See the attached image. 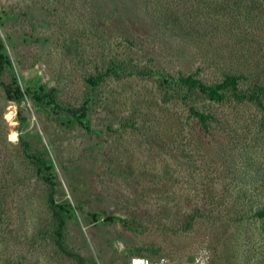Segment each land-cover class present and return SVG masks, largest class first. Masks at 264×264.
Returning a JSON list of instances; mask_svg holds the SVG:
<instances>
[{"label": "rangeland", "instance_id": "rangeland-1", "mask_svg": "<svg viewBox=\"0 0 264 264\" xmlns=\"http://www.w3.org/2000/svg\"><path fill=\"white\" fill-rule=\"evenodd\" d=\"M0 52V264H264V109L178 82L264 86V0H0Z\"/></svg>", "mask_w": 264, "mask_h": 264}, {"label": "trees", "instance_id": "trees-1", "mask_svg": "<svg viewBox=\"0 0 264 264\" xmlns=\"http://www.w3.org/2000/svg\"><path fill=\"white\" fill-rule=\"evenodd\" d=\"M6 65H10V61L8 60V58L4 56V54L0 52V77L4 72ZM241 78H242L241 76L229 75L226 76L224 80L218 83L208 84L203 82L199 78H195L193 75H187V76H180L178 82L185 89L199 91L203 96H205L207 100H210L212 102H222L225 99H227L228 95L230 94L231 97L235 99V101H243V100L252 101L255 102L258 105V107L264 109V105L262 103V100L260 99L261 95H258V94L264 95V86L257 85L256 89L253 92L249 94H244V92L239 91V81L241 80ZM102 79H103V74H99L98 76H96L93 84L94 85L98 84ZM169 80L170 79H165V82L169 83ZM5 91L7 98L9 100L22 101L25 97L16 79H14L12 84L5 86ZM32 92H34V94H32ZM43 92H44V87L42 86H38L37 88H32V87L27 88L28 95H31L38 102L40 100L45 99L46 93ZM189 112L190 115L195 118V120L200 125L202 130L206 133H209L211 122L215 121L214 116L211 113H205L199 111L194 107H190ZM25 151L27 152V149ZM50 205L53 206L55 210L53 216L58 222L57 235L59 236V239H61L64 220L61 214L58 212V210H56L60 208V206L59 204L56 203V201L53 198L50 199ZM93 216L95 217V215ZM250 218L251 220L253 219L252 222H248ZM104 219L106 221L112 222L115 220V217L106 216L104 217ZM246 219L248 221L244 219L242 220V222L244 221V227L248 223H250V225L252 224L254 226H258L260 224V220H264V202L262 203V205L258 206V208L255 210L254 213H252L250 216H246ZM261 229L262 231H264V226H262ZM259 241H264V233L259 234ZM78 261L79 264H90L84 258L81 257L79 258Z\"/></svg>", "mask_w": 264, "mask_h": 264}, {"label": "built area", "instance_id": "built-area-1", "mask_svg": "<svg viewBox=\"0 0 264 264\" xmlns=\"http://www.w3.org/2000/svg\"><path fill=\"white\" fill-rule=\"evenodd\" d=\"M137 262H139V264H145V262H146V264H167L164 261L153 260V259L145 257V256H134V257L130 258L124 264H137ZM205 264H207V263L205 262Z\"/></svg>", "mask_w": 264, "mask_h": 264}, {"label": "clouds", "instance_id": "clouds-1", "mask_svg": "<svg viewBox=\"0 0 264 264\" xmlns=\"http://www.w3.org/2000/svg\"><path fill=\"white\" fill-rule=\"evenodd\" d=\"M137 264H139V262H137ZM145 264H146V262H145Z\"/></svg>", "mask_w": 264, "mask_h": 264}]
</instances>
